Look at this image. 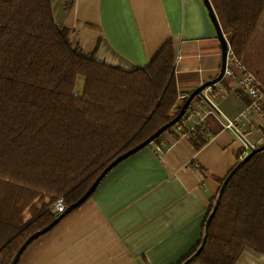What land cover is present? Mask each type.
Masks as SVG:
<instances>
[{
    "label": "trees",
    "instance_id": "16d2710c",
    "mask_svg": "<svg viewBox=\"0 0 264 264\" xmlns=\"http://www.w3.org/2000/svg\"><path fill=\"white\" fill-rule=\"evenodd\" d=\"M209 1L241 61L264 18V0ZM174 62L168 40L143 67L106 64L73 46L50 0H0V264H12L54 221L52 201H77L113 159L174 117ZM244 247L264 257V149L228 179L203 248L190 261L235 264Z\"/></svg>",
    "mask_w": 264,
    "mask_h": 264
},
{
    "label": "crops",
    "instance_id": "0c3cea01",
    "mask_svg": "<svg viewBox=\"0 0 264 264\" xmlns=\"http://www.w3.org/2000/svg\"><path fill=\"white\" fill-rule=\"evenodd\" d=\"M50 2L73 46L98 61L143 67L171 40L179 93L190 94L220 72V42L202 0ZM220 83L218 112L234 120L249 98L232 78ZM245 123L238 136L209 117L202 145L165 131L111 168L86 200L30 240L14 264H181L199 245L212 199L245 144L262 146V120L253 114ZM235 264H264V257L244 247Z\"/></svg>",
    "mask_w": 264,
    "mask_h": 264
},
{
    "label": "built area",
    "instance_id": "2783aa9c",
    "mask_svg": "<svg viewBox=\"0 0 264 264\" xmlns=\"http://www.w3.org/2000/svg\"><path fill=\"white\" fill-rule=\"evenodd\" d=\"M226 38V37H225ZM227 41V39H226ZM177 59V57H175ZM231 66L238 68L241 75H236ZM222 77H228L235 80L239 89L244 92L249 102L243 113L234 120H228L221 117L216 106L217 97L223 93V87L220 80L206 86L199 95H196L188 104L185 112L171 127L166 131L170 134L184 136L188 138L200 139L204 141L210 136V129L206 124L209 117L214 118L220 124L221 128L231 130L236 135L241 136L245 129V120L249 119L251 115L255 114L263 122V130L261 135L262 145H264V87L257 79V77L249 71L243 63L235 56L232 48L227 41V51L225 56V67ZM189 94L180 92L178 96L179 104L185 101ZM260 145L245 144V151L241 154L242 159L251 151L258 148ZM156 150L160 152L158 146ZM66 208L63 197L57 198L53 204L52 209L54 213L60 214Z\"/></svg>",
    "mask_w": 264,
    "mask_h": 264
},
{
    "label": "water",
    "instance_id": "95a60500",
    "mask_svg": "<svg viewBox=\"0 0 264 264\" xmlns=\"http://www.w3.org/2000/svg\"><path fill=\"white\" fill-rule=\"evenodd\" d=\"M209 18L214 26L217 38L220 42V47H221V52H222V61H221V67H220V72L218 74V76L216 78H214L213 80L207 81L202 83L201 85H199L198 87H196L192 92H190V94L188 95V97L185 99V101L181 104L179 110L176 112V114L174 115V117L169 120L167 123H165L164 125H162L161 127H159L155 132H153L149 137H147L144 141H142L141 143H139L138 145L134 146L133 148L127 150L126 152L120 154L119 156H117L115 159H113L103 170L102 172L97 176V178L92 182V184L89 186V188L86 190V192L75 202L71 203L70 205H68L65 210L63 212H61L60 214H58V216H56V218L54 219V221L49 224L46 228L34 233L29 239L28 241L25 243V245L23 246V248L26 246V244L32 240L38 233L44 231L45 229L49 228L52 224L55 223V221H57V219L59 218V216L63 215L64 213L70 211L71 209H73L74 207H76L77 205H79L80 203H82L84 200H86L91 193L94 191V189L98 186V184L100 183V181L102 180V178L105 176V174L111 169L113 168L117 163H119L121 160L125 159L126 157L130 156L131 154L135 153L136 151L140 150L141 148L149 145L151 142H153L154 139H156L159 135H161L162 133H164L169 127H171L176 121H178L180 119V117L183 115V113L185 112L189 102L196 96L199 95L201 93V91L208 85H211L212 83H215L217 81H219L222 78L223 75V71H224V67H225V56H226V51H227V41L226 38L221 30V27L219 25V22L217 20V17L215 15V12L213 10V7L210 3L209 0H202ZM264 149V145L259 146L258 148L251 150L238 164H236L227 174V176L225 177V179L223 180L222 184L220 185L217 195H216V199L213 203L212 206V210L210 212V214L208 215L206 222H205V231L202 237V241L200 243V246L198 247V249L196 250V252L184 263L186 264L187 262H189L191 259H193L199 252L200 250L203 248L205 239H206V227L208 226L213 214L215 213L219 201H220V197L222 195V192L227 184L228 179L230 178V176L240 167V165H242V163L244 161H246L248 158H250V156H252L254 153H256L257 151H260ZM22 248V249H23ZM22 249L20 250V252L15 256L12 264L15 263V261L17 260L19 254L21 253Z\"/></svg>",
    "mask_w": 264,
    "mask_h": 264
},
{
    "label": "rangeland",
    "instance_id": "374dc122",
    "mask_svg": "<svg viewBox=\"0 0 264 264\" xmlns=\"http://www.w3.org/2000/svg\"><path fill=\"white\" fill-rule=\"evenodd\" d=\"M241 62L257 77V79L264 87V18L256 32L254 39L251 41L245 58H243ZM82 81H84V78L79 76L75 84L76 92H78V90L80 91ZM54 201H52V203L49 205L50 209H52V204ZM25 217L26 220L30 219L28 213L25 214Z\"/></svg>",
    "mask_w": 264,
    "mask_h": 264
}]
</instances>
